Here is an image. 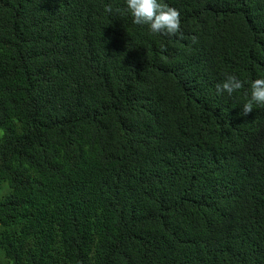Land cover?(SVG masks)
I'll return each mask as SVG.
<instances>
[{
	"label": "trees",
	"instance_id": "16d2710c",
	"mask_svg": "<svg viewBox=\"0 0 264 264\" xmlns=\"http://www.w3.org/2000/svg\"><path fill=\"white\" fill-rule=\"evenodd\" d=\"M160 2L0 0V264H264V0Z\"/></svg>",
	"mask_w": 264,
	"mask_h": 264
},
{
	"label": "clouds",
	"instance_id": "9594fccd",
	"mask_svg": "<svg viewBox=\"0 0 264 264\" xmlns=\"http://www.w3.org/2000/svg\"><path fill=\"white\" fill-rule=\"evenodd\" d=\"M127 8L136 25H148L152 33H162L167 36H176L181 31V13L175 8L160 0H126ZM116 11H119L117 9ZM105 12L112 13L111 5L105 6ZM197 42V37H192ZM166 50V49H164ZM244 81L234 74L225 73L222 83L216 85L217 94L226 92L229 96L244 88ZM247 102L243 105L241 115L250 114L254 105L264 106V78L256 79L251 83Z\"/></svg>",
	"mask_w": 264,
	"mask_h": 264
},
{
	"label": "rangeland",
	"instance_id": "374dc122",
	"mask_svg": "<svg viewBox=\"0 0 264 264\" xmlns=\"http://www.w3.org/2000/svg\"><path fill=\"white\" fill-rule=\"evenodd\" d=\"M3 136V132L2 131H0V137H2Z\"/></svg>",
	"mask_w": 264,
	"mask_h": 264
}]
</instances>
